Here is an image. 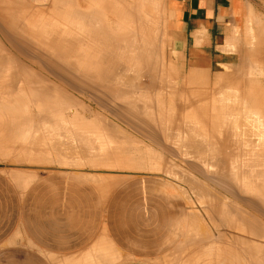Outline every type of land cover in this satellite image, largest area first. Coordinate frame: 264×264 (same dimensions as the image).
I'll list each match as a JSON object with an SVG mask.
<instances>
[{"label":"crops","instance_id":"crops-1","mask_svg":"<svg viewBox=\"0 0 264 264\" xmlns=\"http://www.w3.org/2000/svg\"><path fill=\"white\" fill-rule=\"evenodd\" d=\"M0 16V28L3 29H0V68L11 65L13 72L21 65V68L36 73L34 75L44 83L61 88L62 95H57L64 96L68 93L66 96H72V100L83 106L82 103L90 101L86 103L89 113L91 111V114L111 116L113 132L118 129L117 135L131 139L127 143V139L125 141L121 137V141H125H122L124 145L122 146V142L120 146L117 144L123 149L127 145L124 153L122 148V151L119 149L118 157L122 156L119 159L125 162L128 158L130 165L127 161L120 169L108 172L72 168L75 165L60 163L58 160L60 157L68 159L67 155L53 151L41 162L35 158L31 160V155L21 162L12 161L16 156L11 155L14 154V149L35 135L37 113L27 89L23 90L15 84L0 80V264H259V254L262 252L254 255L247 247L248 253L239 246L243 244L240 240L243 233L238 229L240 226L237 224V227L234 226L235 230H229L224 225L227 222L223 214L217 215L220 219L214 216L215 208L216 213H222L225 207L220 206L223 200L220 205H214L219 202V198L217 197L218 201L214 200L212 191L218 192L215 196L221 197L224 194V202L231 204L232 200L234 206L231 204L230 207L234 209L225 202L228 210H235L232 215L234 213V216L240 217L243 213L242 218L235 220L237 223L243 224L244 221L240 220L243 218L245 224L254 223L255 220L247 219L249 213L250 219L257 217L259 220L256 221L264 225V213L260 211L261 208L264 209V185L259 186L262 190L256 186L258 182L264 184L263 172L260 173L262 168L264 171V0H1ZM141 20L143 23H139ZM6 56L10 59H6ZM36 57H39L38 60ZM248 64L255 67L252 77H247L245 73ZM117 65H120L125 75ZM106 66H109V70ZM98 68L107 69L103 73L108 75L104 76L100 71V74H92ZM112 68L122 75L115 73ZM111 70L114 71L112 75ZM165 70H170V74L164 75ZM74 71L81 74L80 77ZM89 72L90 76L87 75ZM96 87L98 89L95 92ZM218 87H223L225 91L236 87L237 92L234 93H238V97H233V92L227 90L225 95L228 96L229 92V96L232 95L230 99L234 98L232 101L223 95L224 90L221 89L218 97L220 93L223 98L225 96L226 99L221 98L223 102L217 95L213 96ZM101 90L103 93H99ZM87 91L98 93L93 95ZM247 94L253 99L247 98ZM102 96L111 97L114 107L113 109L111 105V112H99V106L93 98ZM117 98L120 100L117 101ZM137 98L142 100L138 101ZM135 99L145 107L152 104L150 106L153 108L150 107V110L148 107V111L154 110L151 118L156 116L155 121L154 118L149 119L151 113L145 112L147 109L139 106ZM122 102L128 104L129 108L122 106ZM213 102L215 110L208 108ZM130 103L136 105L137 109H134L135 106L131 108ZM141 108L145 109L142 111L146 115H142L144 112L141 113ZM139 110L142 121L137 119ZM121 111L124 114L121 115ZM224 113L235 115L233 117L237 115L238 119L240 117L241 122L238 119L235 121L240 123L237 122L236 126L240 125L241 130L237 127L238 131L234 130L239 134L232 131L235 126L231 121L233 117H230L229 122L234 125H228V121H225L226 124L222 122L225 117L228 118ZM134 115L137 121L131 123L133 128L128 120L132 117L135 120ZM246 116L248 123L244 119ZM250 119L258 120V124L262 126L257 125L255 120L249 122L252 121ZM148 120H152L151 125H148L150 122L145 124ZM139 121L138 126L141 128L138 127L137 130L135 123L139 124ZM220 122L222 126H227L225 130L233 127L225 132L221 130L223 127ZM192 132H196V135L193 133V136ZM224 132L230 133L227 134L228 137L236 134L232 138L236 141H229L232 136L225 138ZM259 134L262 135L261 138ZM246 135L247 140H244ZM119 138L116 136V142L120 141ZM134 138H137L139 144ZM223 140L229 142L225 143ZM135 143L138 155L135 154L136 150L132 151ZM223 144L232 145V148ZM211 145L213 148L219 147L212 149ZM31 147H36L35 142H32ZM225 149L230 150L226 153ZM146 150L154 151V154L148 155L150 152L147 153ZM213 153L222 156L216 157ZM115 159L111 165L122 162L117 163L119 159ZM250 161H254V164L248 163ZM213 162L219 163L218 168L217 163ZM84 163L90 162L81 160L77 165ZM246 163L251 167L247 168ZM225 164L231 167V179L227 173L230 168L224 167L227 166ZM243 165H246V169ZM256 167L261 169L254 170L257 172L255 174L253 168ZM213 169L219 172H211ZM96 175L111 180L108 188L95 180ZM28 177L30 182L21 189L17 181ZM216 177L220 181L217 182ZM232 177L236 182L234 187L229 186L234 183ZM193 178L196 185L194 181H190ZM221 178L226 180H223V188ZM228 180L233 182L230 181L229 184ZM200 183L203 186L199 185V188L197 184ZM191 187L196 188L193 189L195 191ZM201 188L203 189L200 190ZM205 190L209 191L207 195L209 193L211 197L205 195ZM194 194L197 195L194 197ZM254 195L259 200L252 198ZM205 196L209 200L211 198L214 204H209L212 200L207 202ZM245 197L255 201L254 205L251 201L252 204H248ZM245 201H248L247 204ZM259 201L263 203L260 204ZM206 213L215 218L212 220L213 224L215 221L219 223L211 225V219L208 221ZM255 225L260 224L254 223L252 227L255 228ZM207 231L209 233L206 234ZM225 231L231 232L230 235ZM260 242L264 243V235L252 237L248 244L253 249ZM251 256H255L254 259ZM262 258L264 259L263 255Z\"/></svg>","mask_w":264,"mask_h":264},{"label":"bare ground","instance_id":"bare-ground-1","mask_svg":"<svg viewBox=\"0 0 264 264\" xmlns=\"http://www.w3.org/2000/svg\"><path fill=\"white\" fill-rule=\"evenodd\" d=\"M0 1H1V0H0ZM77 10H78V9H77ZM80 11H81V10H80ZM81 13H82V12H81ZM90 13H91V12H90ZM77 15H78V14H77ZM1 16H3V15H1ZM1 16H0V17H1ZM5 16H6V15H5ZM7 16H8V15H7ZM3 17H4V16H3ZM80 17H81V16H80ZM80 17H79V18H80ZM92 17H93V16H92ZM1 18H2V17H1ZM85 18H86V17H85ZM85 18H84V19H85ZM93 20H94V19H93ZM1 21H2V20H1ZM90 21H91V20H90ZM95 21H96V20H95ZM146 21H147V20H146ZM140 22H142V20L139 21V23H140ZM43 23H44V22H43ZM48 23H49V22H48ZM89 23H90V22H89ZM95 23H96V22H95ZM129 23H130V22H129ZM142 23H143V22H142ZM152 23H153V22H152ZM15 24H16V23H15ZM84 24H85V23H84ZM91 24H92V23H91ZM137 24H138V23H137ZM144 24H145V23H144ZM132 25L134 26V24H132ZM141 25H142V24H141ZM7 26H8V25H7ZM44 26H45V25H44ZM56 26H57V25H56ZM73 26H74V24H73ZM135 26H136V25H135ZM139 26H140V25H139ZM142 26H143V25H142ZM0 27H1V26H0ZM20 28H21V27H20ZM50 28H51V27H50ZM87 28H88V27H87ZM91 28H92V27H91ZM96 28H97V26H96ZM134 28H135V27H134ZM136 28H137V27H136ZM0 29H1V28H0ZM25 29H27V28H25ZM42 29H43V28H42ZM78 29H79V27H78ZM118 29H119V28H118ZM157 29H158V28H157ZM1 30H3V29H1ZM8 30H10V28H9ZM22 30H23V28H22ZM5 31H6V30H5ZM23 31H26V30H23ZM50 31H51V29H50ZM83 31H84V29H83ZM97 31H98V30H97ZM117 31H118V30H117ZM158 31H160V30L158 29ZM142 32H143V31H142ZM3 33H4V32H3ZM12 33H14V32H12ZM16 33H17V32H16ZM65 33H66V32H65ZM69 33H70V32H69ZM94 33H95V32H94ZM99 33H100V32H99ZM110 33H111V32H110ZM112 33H113V32H112ZM124 33H125V32H124ZM26 34H27V33H26ZM35 34H38V33H35ZM72 34H73V33H72ZM80 34L82 35V33H80ZM95 34H96V33H95ZM115 34H116V33H115ZM129 34H130V33H129ZM162 34H163V33H162ZM2 35H3V34H2ZM14 35H15V34H14ZM63 35H64V34H63ZM75 35H76V34H75ZM88 35H89V34H88ZM90 35H91V33H90ZM99 35H100V34H99ZM122 35H123V34H122ZM143 35H144V34H143ZM22 36H23V35H22ZM55 36H57V35H55ZM55 36H54V39H55ZM66 36H67V35H66ZM76 36H77V35H76ZM102 36H103V35H102ZM2 37H3V36H2ZM4 37H5V36H4ZM10 37H11V36H10ZM19 37H20V36H19ZM96 37H97V36H96ZM98 37H99V36H98ZM126 37H127V36H126ZM5 38H6V37H5ZM84 38H85V36H84ZM93 38H94V37H93ZM150 38H151V37H150ZM162 38H164V37H162ZM23 39H24V38H23ZM50 39H51V38H50ZM85 39H87V38H85ZM137 39H138V38H137ZM20 40H21V39H20ZM25 40H26V39H25ZM27 40H28V39H27ZM99 40H100V39H99ZM107 40H108V39H107ZM118 40H119V39H118ZM128 40H129V39H128ZM163 40H164V39H163ZM9 41H10V40H9ZM58 41H59V40H58ZM66 41H67V40H66ZM28 42H29V41H28ZM46 42H47V41H46ZM55 42H56V40H55ZM99 42H100V41H99ZM103 42H104V41H103ZM136 42L138 43V41H136ZM0 43H1V42H0ZM47 43H48V42H47ZM61 43H62V42H61ZM64 43H65V41H64ZM89 43H90V42H89ZM89 43H88V44H89ZM101 43H102V42H101ZM126 43H127V42H126ZM128 43H129V42H128ZM134 43H135V41H134ZM1 44H2V43H1ZM10 44H11V43H10ZM32 44H33V43H32ZM48 44H49V43H48ZM58 44H59V43H58ZM88 44H87V45H88ZM16 45H17V44H16ZM18 45H19V44H18ZM73 45H74V44H73ZM73 45H72V46H73ZM80 45H81V43H80ZM82 45H83V44H82ZM3 46H4V45H3ZM111 46H112V45H111ZM1 47H2V45H1ZM16 47H17V46H16ZM16 47H15V48H16ZM132 47H133V46H132ZM134 47H135V46H134ZM31 48H32V47H31ZM57 48H58V47H57ZM71 48H72V47H71ZM105 48H106V47H105ZM5 49H6V48H5ZM24 49H25V48H24ZM37 49H38V48H37ZM135 49L137 50V48H135ZM135 49H134V50H135ZM6 50H9V49H6ZM77 50H78V49H77ZM77 50H76V51H77ZM116 50H117V49H116ZM17 51H18V50H17ZM8 53H10V52H8ZM28 53H29V52H28ZM35 53H36V52H35ZM39 53H40V52H39ZM69 53H71V52H69ZM109 53H111V52H109ZM141 53H142V52H141ZM150 53H151V52H150ZM2 54H3V53H2ZM19 54H20V53H19ZM3 55H4V54H3ZM3 55H2V58H3ZM26 55H27V54H26ZM47 55H48V54H47ZM49 55H50V53H49ZM49 55H48V56H49ZM63 55H64V54H63ZM10 56H11V55H10ZM39 56H40V55H39ZM105 56H106V55H105ZM107 56H108V55H107ZM148 56H149V55H148ZM152 56H153V55H152ZM64 57H65V56H64ZM103 57H104V54H103ZM103 57H102V58H103ZM145 57H146V56H145ZM15 58H16V56H15ZM17 58H18V57H17ZM36 58H37V57H36ZM36 58H35V59H36ZM38 58H39V57H38ZM38 58H37V60H38ZM40 58H41V57H40ZM25 59H26V58H25ZM30 59L32 60V58H30ZM48 59H49V58H48ZM55 59H56V58H55ZM136 59H137V58H136ZM142 59H143V58H142ZM4 60H5V59H4ZM49 60H50V59H49ZM146 60H147V59H146ZM151 60H152V59H151ZM159 60H160V59H159ZM40 61H41V60H40ZM51 61H52V60H51ZM53 61L55 62V60H53ZM59 61H60V60H59ZM59 61H58V62H59ZM103 61H104V60H103ZM118 61H119V60H118ZM149 61H150V60H149ZM14 62H15V61H14ZM17 62H18V61H17ZM32 62H33V61H32ZM44 62H45V61H44ZM104 62H105V61H104ZM147 62H148V61H147ZM152 62H154V61L152 60ZM155 62H156V61H155ZM157 62H158V61H157ZM157 62H156V63H157ZM159 62H160V61H159ZM34 63H35V62H34ZM38 63H39V62H38ZM150 63H151V61H150ZM6 64H7V63H6ZM16 64H17V63H16ZM20 64H21V63H20ZM24 64H25V63H24ZM44 64H45V63H44ZM48 64H49V63H48ZM55 64H58V63H55ZM12 65H13V64H12ZM22 65H23V63H22ZM49 65H50V64H49ZM60 65H61V64H60ZM71 65H72V64H71ZM104 65H105V64H104ZM108 65H109V64H108ZM130 65H131V64H130ZM148 65H149V63H148ZM154 65H155V64H154ZM163 65H164V63H163ZM10 66H11V65H10ZM10 66H9V65H6V67L0 68V76H1L0 80H5V81L11 82V83H13V84H15V85H18L20 89H23V88H24L23 85L27 84V85H25L26 87H25L23 90H26V89H27V91H29L30 93H32V95H33V96H32L33 99L39 102V104H40V108H42L43 111L46 113V114H45V113L43 114V118H44V119H43V123L47 125V132H48V136H49L48 138L50 139V141H51L50 144H51L52 146H54L55 148H56V147H59V149H60L61 147H63L64 149H67V151L65 150L66 153H64V152H65L64 150H63V151H64L63 153H64V154H68V156H72V155H69L68 152H70V154H71L72 151H70L69 148H71V149L73 148V149H72L73 151L77 150L76 152L78 153V157H79V156L84 157L83 160L88 159V161H89V160L92 161V163H95L97 166H98V165H104L107 161L110 162V163H112V162H114V161H113L114 158H116L115 160H117V159H119L120 157H122V156L118 157L120 151H122V150H121L122 147H121V148L118 147L117 144L120 146V145H121L120 142L124 141V139L126 138V136H125V137H122V136H123V135H122L121 137L124 138V139L121 141V137H120L119 135L116 134V132H117L118 129H116V132H113V131H114V130H112L113 126L111 125L112 123L110 124V122L107 121V122H105V124H101V125H102V126H101L102 128H99V127H95V125H94L93 122H91V121L86 122L85 120H86L87 117L85 118V117L83 116V117L81 118V115H80V117L75 118L76 122H77V123L79 124V126H80V127H79L80 130H77L76 128H74V129L77 130V131H75V130L72 128V125H71L70 127H71L74 131H72V129L69 128V129H70V132H66V131L68 130L67 127H69L68 125H69V124H73V122H71V123L68 122V121H69V118H68V121H67V115H68V113L70 112V114H73V113H74L75 115H78V114L81 112V110H85V109H82V108H81V110H78L79 113H78V112H75V111H77V109H75V110L73 111V113H71L72 110L70 109V107H71L72 105H75V100H72V99H71L72 96H71V97L66 96L68 93L65 94V93H66L65 91H64V92H65V93H64L65 95L63 94L65 97H64V96H61L62 93H63V92L60 93V90L62 91L61 88L58 89L56 86H53V85H51V84L49 85V84L44 83L42 80H40V79L36 76V75H37L36 73H34V74H36V75H34L31 71H29V70H27V69H24V68H21V65H20V68H18V67H19V66H18V67H17L18 69H17L16 71H13V72H11V68H10ZM37 66H38V65H37ZM43 66H45V65H43ZM46 66H47V65H46ZM53 66H54V65H53ZM58 66H59V65H58ZM65 66H66V65H65ZM112 66H114V67L116 68L115 65H112ZM119 66H120V65H117V67H119ZM122 66H123V65H121V67H122ZM149 66H150V65H149ZM23 67H24V65H23ZM62 67H63V66H62ZM106 67H107V66H106ZM108 67H109V66H108ZM108 67H107V69H108ZM131 67H132V66H131ZM136 67H137V66H136ZM153 67H154V66H153ZM153 67H152V68H153ZM13 68H14V67H13ZM40 68H41V67H40ZM56 68H57V67H56ZM69 68H70V67H69ZM69 68H68V69H69ZM73 68H74V67H73ZM115 68H112L113 70H115V73H119V71L122 73L120 67H119V68H120L119 71H116L117 68H116V69H115ZM119 68H118V69H119ZM125 68H126V66H125ZM43 69H44V68H43ZM57 69H58V68H57ZM61 69H62V68H61ZM81 69H82V68H81ZM146 69H148V68H146ZM153 69H154V68H153ZM165 69H166V68H165ZM41 70H42V69H41ZM48 70L50 71V69H48ZM71 70H72V69H71ZM74 70H76V69H74ZM104 70H105V68H104ZM104 70H103V71H104ZM108 70H109V69H108ZM122 70H123V69H122ZM126 70H127V69H126ZM126 70H125V71H126ZM129 70H130V69H129ZM257 70H258V69H257ZM45 71H46V70H45ZM60 71H61V70H60ZM79 71H80V70H79ZM98 71H99V68H98L97 72H94V73H93L92 71H90V72H92V74H100ZM103 71H101L102 74H104ZM106 71H107V70H106ZM106 71H104V72H106ZM111 71H112V70H111ZM132 71H133V70H132ZM152 71H153V70H152ZM155 71H156V70H155ZM155 71H154V72H155ZM159 71L161 72L160 69H159ZM172 71H174V70H172ZM36 72H37V71H36ZM53 72H54V71H53ZM53 72H52V73H53ZM68 72H69V71H68ZM72 72H73V70H72ZM74 72H75V71H74ZM87 72H88V71H87ZM90 72H89L87 75H89ZM113 72H114V71L111 72V75H112ZM139 72H140V71H139ZM145 72H146V70H145ZM145 72H144V73H145ZM170 72H171L170 70H168V71L165 70V71H164V75L170 74ZM50 73H51V72H50ZM54 73H55V72H54ZM59 73H60V72H59ZM70 73H71V72H70ZM135 73H136V72H135ZM144 73H143V74H144ZM173 73H174V72H173ZM245 73H246V76H247V77H252V75H254V73H255V67H254V66H251V65L248 64V65L245 67ZM72 74H73V73H72ZM75 74H76V76H77V74H79V73L75 72ZM84 74H85V73H84ZM106 74L108 75V73H105L104 76H105ZM119 74H120V73H119ZM122 74H124V72H123ZM122 74H120V75H122ZM125 74H126V73H125ZM125 74H124V75H125ZM129 74H130V73H129ZM56 75H58V74H56ZM73 75H74V74H73ZM80 75H81V74H79V77H80ZM82 75H83V74H82ZM90 75H91V74H90ZM90 75H89V76H90ZM117 75H118V74H117ZM130 75H131V74H130ZM132 75H133V73H132ZM138 75H141V74H138ZM59 76H60V75H59ZM59 76H57V77H59ZM133 76H134V75H133ZM148 76H149V75H148ZM150 76H151V75H150ZM40 77H41V75H40ZM70 77H71V76H70ZM96 77H97V76H96ZM119 77H120V76H119ZM151 77H152V76H151ZM43 78H44V77H43ZM75 78H76V77H75ZM77 78H78V77H77ZM81 78H82V77H81ZM104 78H106V77H104ZM116 78H117V77H116ZM121 78H122V76H121ZM62 79H63V76H62ZM72 79H73V78H72ZM127 79H128V78H127ZM78 80H79V79H78ZM164 80H165V79H164ZM167 80H168V79H167ZM117 81H118V80H117ZM152 81H154V79H153ZM83 82H84V81H83ZM91 82H92V81H91ZM93 82H94V81H93ZM155 82H156V81H155ZM89 83H90V82H89ZM95 83H96V82H95ZM111 83H112V82H111ZM123 83H124V82H123ZM166 83H167V82H166ZM166 83H164V87H165V84H166ZM83 84H84V83H83ZM159 84H161V83H159ZM159 84H158V85H159ZM70 85H72V84H70ZM90 85H91V83H90ZM115 85H116V84H115ZM123 85H124V84H123ZM167 85H168V83H167ZM80 86H81V85H80ZM96 86H98V84H97ZM76 87H77V86H76ZM76 87H75V88H76ZM83 87H84V86H83ZM87 87H88V86H87ZM91 87H92V86H91ZM107 87H108V86H107ZM223 87H225V86H223ZM223 87H221L222 90L220 89V87L216 88L213 96H216V95H217V97H218V93L220 92V90H221V91L224 90V91H223V92H224L223 95L226 94V91H227V90H228V91L231 90V91L233 92V94H232L233 97H235L234 95H236V97H238V95H237L238 93L235 94V93L237 92L236 89H235L236 87H235V88L232 87V88H234L233 90L227 88L226 91H225V89H223ZM79 88H80V87H79ZM140 88H141V87H140ZM162 88H163V87H162ZM166 88H167V86H166ZM166 88H165V89H166ZM81 89H82V88H81ZM81 89H80V91H81ZM90 89H91V88H90ZM92 89H95V88H92ZM97 89H98V88L96 87L95 92H96ZM107 89L109 90V88H107ZM123 89H124V88H123ZM132 89H133V88H132ZM105 90H106V87H105ZM129 90H130V89H129ZM82 91L85 92V90H83V89H82ZM93 91H94V90H93ZM101 91H102V90H101ZM231 91H230V92H231ZM89 92H90V91H87V93H89ZM234 92H235V93H234ZM57 93H60V94H61V95L59 94L60 97H59V95H57ZM82 93H83V92H82ZM90 93L93 94V95H97L98 92L95 93V94H94L93 92H90ZM90 93H89V94H90ZM99 93H103V91H102V92H99ZM142 94H143V93H142ZM111 95H112V94H111ZM132 95H133V94H132ZM150 95H151V94H150ZM223 95H221V93H220V96L218 97V99H219V98H220V99L223 98V97H222ZM229 95H230V94H229V92H228V96H227V95H225V96L228 97V99H230V97H231L232 95H231V96H229ZM248 95H249V94L246 95L247 98H249V97L251 96V95H250V96H248ZM100 96H101V95H100ZM145 96H146V95H145ZM225 96H224V98L226 99ZM102 97H103V96H102ZM130 97H131V96H130ZM147 97H148V96H147ZM147 97H146V98H147ZM109 98L111 99L110 96L107 97V99H109ZM113 98H115V97H113ZM119 98H120V97H119ZM122 98H123V97H122ZM134 98H135V97H134ZM224 98H223V99H224ZM250 98H252V97H250ZM74 99H75V98H74ZM93 99H94L93 101H94V102L96 101L97 105H99L100 108H101V105H103L102 103H104V101H105L104 98H102V101H103V102H101V100L99 101V99H101V97H100V98H99V97H98V98H93ZM107 99H106V101H107ZM137 99H138V98H137ZM137 99H135V102H136V103H138V101L140 100V99H138V101H137ZM220 99H219V100H220ZM228 99H227V100H228ZM232 99H234V98H232ZM232 99H230V100H232ZM252 99H253V98H252ZM252 99H248V100L250 101V100H252ZM116 100L118 101V100H120V99L117 98ZM125 100H126V98H125ZM125 100L123 99V101L127 103L128 100H127V101H125ZM141 100H142V99H141ZM141 100H140V101H141ZM149 100H150V99H149ZM152 100H153V99H152ZM230 100H228V101L231 102ZM106 101H105V103H107ZM109 101H110V100H109ZM117 101H116V102H117ZM121 101H122V100H121ZM121 101H120V102H121ZM221 101L224 102V100H222V99H221ZM232 101H233V100H232ZM235 101H236V100H235ZM99 102H101V103H99ZM120 102H119V103H120ZM131 102L134 103V101H131ZM143 102H144V101H143ZM108 103H109V102H108ZM108 103H107V105H109V104L112 105V102L109 103V104H108ZM119 103H117L116 105L118 106ZM122 103H123V102H122ZM126 103H123L122 106L125 105L127 108H129L128 104L126 105ZM128 103H129V102H128ZM140 103H141V102H140ZM140 103H138V105H139V106L142 105L141 107L144 108L145 106H143V103H142V104H140ZM130 104H131V105H130ZM130 104H129L130 107H131V106H135L134 109H137V108H136V105H134V104H132V103H130ZM144 104H146V103L144 102ZM147 104H148V102H147ZM79 105H80V104H79ZM79 105H77V106H79ZM104 105L106 106V104H104ZM111 105L109 106V107H110V110H111ZM148 105H149V104H148ZM150 105H152V104L150 103ZM150 105H149V106L146 105V107H145V108L147 109L146 111H145V109H143V108H141V111H142V109H143L145 112H147V113H151V114H150V117H149V115H148V117H149V119H153V118H154L153 120L155 121V120H156V118H155L156 116H155V117L152 116V118H151V115H152V113H153L154 110H153L152 112H151V111H150V112L148 111V109H149L150 107H152V106H150ZM82 106H83V105H82ZM112 106H113V105H112ZM122 106H121V107H122ZM153 106H154V105H153ZM209 106H210V107H208V108H209V109H212V110H215V108H216L215 105H214V102H213L212 105H209ZM79 107H80V106H79ZM79 107H78V109H79ZM107 107H108V106H107ZM109 107H108V108H109ZM119 107H120V105H119ZM137 107H138V106H137ZM148 107H149V108H148ZM225 107H226V106H225ZM75 108H76V107H75ZM102 108H103V106H102ZM108 108H107V110H109ZM131 108H132V107H131ZM131 108H130V109H131ZM152 108H153V107H152ZM152 108H150V110H151ZM104 109H105V108H104ZM113 109H114V107H113ZM120 109H121V108H120ZM138 109H139V108H138ZM159 109H160V108H159ZM69 110H71V111H69ZM110 110H109V111H110ZM124 110H125V109H124ZM124 110H122V111H124ZM88 111H89V110H87V112H86V113H88V115L90 116V117H88V118H91L92 115H94V114H91V111H90V113H89ZM119 111H120V110H119ZM122 111H121V115L124 114V113H122ZM130 111H131V110H130ZM144 111H142L141 113H143ZM82 112H83V111H82ZM84 112H85V111H84ZM137 112H138V110H137ZM137 112L135 111V113H137ZM145 112H144L142 115H144V114L146 115ZM210 112H211V110H209V113H210ZM86 113H85V114H86ZM113 113H114V112H113ZM135 113H133V114H135ZM141 113H140V110H139V116H138V114H137V116H138L137 119H138V120H139V118H140V119L142 118V116L140 117ZM154 113H155V112H154ZM170 113H171V112H170ZM114 114H115V113H114ZM224 114H225V113H224ZM115 115H116V114H115ZM128 115H129V114H128ZM128 115H127V118H128ZM153 115H154V114H153ZM225 115H227V113H226ZM225 115H224V116H225ZM118 116H119V115H118ZM118 116H117V117H118ZM130 116H131V115H130ZM233 116H235V115H233ZM233 116H232L231 114H230V115L228 114L227 117L229 118V120H227L228 118L226 119V117H225L226 120L224 119L222 122H223L224 124H226L225 121H228V125H229V124L231 123V122H229V121L231 120V118H232ZM254 116H255V115H254ZM256 116H257V115H256ZM119 117H120V116H119ZM135 117H136V115H134V118H135ZM148 117H147V116H146V117L144 116V118H147V119H148ZM230 117H231V118H230ZM247 117H248V116H246L244 119L246 120ZM257 117H259V116H257ZM257 117H256V118H257ZM72 118L74 119V116H73ZM83 118H84V119H83ZM93 118H95V117L93 116ZM97 118H98V117H97ZM124 118H125V116H124ZM249 118H250V117H249ZM259 118H260V117H259ZM259 118H258V120H259ZM70 119H71V117H70ZM129 119H130V117H129ZM131 119H132V120H131ZM131 119L128 120V121L130 122V123L128 122V124L132 126L131 123L134 124V121L136 122L137 120H136V118H135V120H133V117H132ZM142 119H143V118H142ZM142 119H141L140 121H142ZM233 119H234V120H233ZM235 119H238V118H237V115H236V117H233L232 120H231V121H233L234 124H235L234 127L231 126V128L233 127V128H232V131H234V130H236V131L239 130V131H240V130H241V129H239V126H240V125H239V124H240L239 122H241L240 117H239V119H238V121L240 120L239 122H238L237 120L235 121ZM96 120H97V119H96ZM98 120H99V118H98ZM98 120H97V121H98ZM103 120L105 121L104 118H101L100 122L102 121L101 123H103ZM118 120H119V119H118ZM120 120H121V118H120ZM124 120H125V119H124ZM164 120H165V119H164ZM245 120H242V121H245ZM248 120H249V119H248ZM250 120H252V121H249V122H251V123L255 120L254 122H256V124L259 125L258 122H257L258 120H256V119H250ZM261 120H262V118L260 119V122H261ZM131 121H133V122H131ZM140 121H139V124H138V123H135V127L137 128V130H138L139 128H141V127H139V126H140ZM143 121H145V120H143ZM126 122H127V121H126ZM145 122H146V121H145ZM148 122H150V123L148 124ZM222 122H220V125H221ZM235 122H236V123H235ZM237 122L239 123V124H238L239 126H236ZM246 122L248 123L247 120H246ZM260 122H259V123H260ZM106 123H109V124L106 125ZM143 123H144V122H143ZM143 123L141 122V124H143ZM151 123H152V120H151V121L148 120L147 123H145V124L151 125ZM244 123H245V122H244ZM261 123H262V122H261ZM115 124H116V123H115ZM128 124H126V125H128ZM234 124L231 123V125H234ZM254 124H255V123H254ZM136 125H137V126H136ZM138 125H139V126H138ZM260 125L262 126V124H260ZM260 125H259V126H260ZM111 126H112V128H111ZM145 126H146V125H145ZM156 126H157V125H156ZM132 127L134 128V125H133ZM138 127H139V128H138ZM221 127H223L221 130H223V131L226 132L227 128H226V130H225V127H227V126L224 127V125H223V126L221 125ZM235 127H237L238 130H237ZM62 128H63V129L66 128V129H67V130L65 131L64 134H63V131H64V130H62V132H60V130H59V129H62ZM114 128H115V127H114ZM136 128H135V129H136ZM142 128H144V127H142ZM153 128H155V127H153ZM231 128L229 127L228 130H229V129L231 130ZM234 128H235V129H234ZM240 128H241V127H240ZM244 129H245V127H244ZM146 130H147V129H146ZM167 130H169V129H167ZM228 130H227V131H228ZM118 131H119V130H118ZM134 131H135V130H134ZM160 131H162V130H160ZM171 131H172V130H171ZM232 131H229V132L232 133ZM236 131H234V133H235ZM245 131H246V130H244V132H245ZM146 132H147V131H146ZM153 132H154V131H153ZM157 132H158V131H157ZM225 132H224V135H226L225 138H227V137H228L227 134H228L229 132L226 133V134H225ZM250 132H251V131H250ZM114 133H115V134H114ZM117 133L119 134V132H117ZM142 133H144V132H142ZM170 133H171V132H170ZM190 133H191V132H190ZM193 133H194V132H192V134H193ZM195 133H196V132H195ZM195 133H194V134H195ZM230 133H229V134H230ZM236 133L239 134V132H236ZM248 133H249V132H248ZM62 134H63V135H62ZM113 134H114L115 137L113 136ZM161 134H162V132L160 133V136H162ZM194 134H193V136L196 135V134H195V135H194ZM229 134H228V135H229ZM232 134H233V133H232ZM165 135H166V134H165ZM172 135H173V134H172ZM172 135H171V136H172ZM177 135H178V134H177ZM186 135H187V133H186ZM188 135H189V134H188ZM222 135H223V134H222ZM235 135H236V134H235ZM235 135H230V136H232V137H231V139H230L229 141H233L234 139H232V138H234ZM243 135H244V134H243ZM116 136H117V138L120 137V138H119L120 141H118L119 143L116 142V141H117ZM132 136H133V135H132ZM157 136H159V135H157ZM157 136H156V137H157ZM193 136H191V137H193ZM230 136H229V137H230ZM250 136H251V135H250ZM259 136H260V138L262 137V135H260V134H259ZM259 136H258V138H259ZM133 137H134V136H133ZM189 137H190V135H189ZM189 137H188V138H189ZM229 137H228V138H229ZM244 137H245L244 140H247V139H246L247 135L244 136ZM248 137H249V136H248ZM252 137H253V135H252ZM252 137H251V138H252ZM254 137H255V136H254ZM256 137H257V136H256ZM114 138H115L116 140H115ZM167 138H168V137H167ZM237 138H238V137H237ZM237 138H236V139H237ZM119 139H118V140H119ZM126 139H127V138H126ZM126 139H125V141H126ZM136 139H137V138H136ZM169 139H170V138H169ZM171 139H172V137H171ZM171 139H170V140H171ZM190 139H191V138H190ZM193 139H194V137H193ZM203 139H204V138H203ZM222 139H223V138H222ZM238 139H239V138H238ZM242 139H243V137H242ZM248 139H249V138H248ZM128 140H129V139H127V143H129ZM130 140H131V139H130ZM148 140H149V139H148ZM163 140H164V139H163ZM191 140H192V139H191ZM252 140H254V138H253ZM257 140H258V139H257ZM261 140H262V139H261ZM125 141H124V142H125ZM150 141H151V140H150ZM160 141H162V140H160ZM204 141H205V139H204ZM204 141H203V142H204ZM225 141H226V140H225ZM225 141L223 140V142H225ZM229 141H228V142H229ZM235 141H236V140H234V142H235ZM241 141H242V140H241ZM255 141H256V139H255ZM124 142H122V146L124 145V144H123ZM170 142H173V141H170ZM194 142H195V141H194ZM203 142H202V143H203ZM205 142H206V141H205ZM228 142L226 141L225 143H228ZM234 142H233V143H234ZM242 142H243V141H242ZM252 142H253V141H252ZM258 142H259V141H258ZM164 143H165V142H164ZM164 143H163V144H164ZM188 143H189V142H188ZM196 143H197V142H196ZM200 143H201V141H200ZM225 143H224V144H225ZM237 143H238V142H237ZM142 144H143V143H142ZM175 144H176V143H175ZM208 144H210V143H208ZM208 144H207V145H208ZM224 144H223V145H224ZM230 144H231V142H230ZM254 144H255V143H254ZM60 145H61V147H60ZM62 145H63V146H62ZM144 145H145V144H144ZM177 145H178V144H177ZM177 145H176V146H177ZM181 145H182V144H181ZM203 145H206V144H203ZM227 145H229V144H227ZM227 145H224V146L226 147ZM249 145H251V144H249ZM146 146H147V145H146ZM211 146H212V145H211ZM211 146H209V148H210ZM231 146H232V145H231ZM231 146L229 145L230 148H232ZM235 146H236V145H235ZM54 147H53V149H54ZM75 147H77V148L75 149ZM125 147H127V145H125ZM125 147H124V149L122 148V149L124 150V151H122L123 153H124L125 150H126ZM196 147H197V146H196ZM198 147H199V146H198ZM200 147H201V146H200ZM216 147H219V146H215L214 148H213V146H212L211 148H212V149H215ZM246 147H247V146H246ZM250 147H251V146H250ZM63 148H61L60 151H61ZM130 148H131V146H130ZM146 148H147V147H146ZM227 148H228V147H227ZM119 149H120V151H119ZM127 149L129 150V148H127ZM218 149H219V148H218ZM51 150H52V149H51ZM54 150L57 151V148L54 149ZM133 150L135 151L136 149H132V151H133ZM194 150H195V149H194ZM200 150H201V149H200ZM223 150H224V147H223ZM229 150H230V149H229ZM229 150H227V151L229 152ZM236 150H237V149H236ZM60 151L58 150V152H60ZM129 151H130V150H129ZM129 151H126V152H129ZM132 151H131V152H132ZM151 151H152V150H151ZM205 151H206V150H205ZM212 151H213V150H212ZM216 151H217V150H216ZM218 151H220V153H221V150H218ZM225 151H226V149H225ZM225 151H223V153H225ZM227 151H226V153H227ZM231 151H232V149H231ZM231 151H230V152H231ZM233 151H234V150H233ZM237 151H238V150H237ZM76 152H74V153H76ZM122 152H121V153H122ZM146 152H147V150H146ZM148 152H150V151L148 150ZM148 152H147V153H148ZM153 152H154V151H153ZM153 152L148 153V155L151 154V153H153ZM188 152H189V151H188ZM210 152H211V151H210ZM214 152H215V151H214ZM74 153L72 152V154H74ZM79 153H80V154H79ZM123 153H122V154H123ZM129 153H130V152H129ZM129 153H128V154H129ZM136 153H137V150H136ZM136 153H135V154H136ZM189 153H190V152H189ZM193 153H195V152H193ZM193 153H192V154H193ZM196 153H197V152H196ZM232 153H233V152H232ZM232 153H231V154H232ZM236 153H237V152H236ZM236 153H235V156H236ZM60 154H61V153H60ZM122 154H120V155H122ZM153 154H154V153H153ZM184 154H185V153H184ZM198 154H199V152H198ZM213 154H214V153H213ZM229 154H230V153H229ZM74 155H77V154H74ZM74 155H73V156H74ZM137 155H138V153H137ZM151 155H152V154H151ZM187 155H188V154H187ZM201 155H202V154H201ZM208 155H209V154H207V156H208ZM210 155H211V154H210ZM214 155H215V156H216V155L219 156L218 153H216V154H214ZM68 156H67V157H68ZM125 156H126V155H125ZM199 156H200V155H199ZM220 156H222V155H220ZM220 156H219V157H220ZM233 156H234V155H233ZM249 156H250V155H249ZM65 157H66V156H65ZM76 157H77V156H76ZM76 157H75V158H76ZM78 157H77L76 159L71 158V157H68V159L70 158V159H72V161L69 162L68 159H67V161H68L69 163H67V162H66V163H67V164H70V163L72 164V162L75 163V161H73V159H74V160H77ZM81 157H80L78 160L81 161V159H82ZM111 157H112V158H111ZM123 157H124V156H123ZM185 157H186V156H185ZM209 157H210V156H209ZM216 157H217V156H216ZM216 157H215V158L212 157V158H214V160H215V159H217ZM206 158H207V157H206ZM56 159H57V158H56ZM59 159L61 160V157H60ZM59 159H58V160H59ZM65 159H66V158H65ZM111 159H112V161H111ZM120 159H121V158H120ZM120 159L117 160L116 162H117V163H120L121 161H122V162L124 161V160H120ZM123 159H125V158H123ZM199 159H200V158H199ZM210 159H211V158H210ZM219 159H220V158H219ZM58 160H57V161H58ZM61 161H63V160H61ZM80 161H78V162H80ZM118 161H119V162H118ZM127 161H129L128 158L126 159V162H127ZM196 161H197V160H196ZM200 161H202V160H200ZM248 161H249V160H248ZM64 162H65V161H64ZM86 162H87V161H86ZM122 162L120 163L121 165H120V164H116V163H114V166L112 167V169L115 167V164H116V165H119V166H117L118 169H120L121 167H123L124 165H126V162H125V161H124L123 163H122ZM210 162H211V161H210ZM210 162L208 161V163H210ZM214 162H215V161H214ZM214 162H213V163H214ZM244 162H247V160L244 161ZM90 163H91V162H90ZM124 163H125V164H124ZM216 163H217V162H216ZM216 163H214V164H216ZM220 163H221V162H220ZM223 163H224V161H223ZM226 163H227V162H226ZM236 163H237V162H236ZM248 163H253V164H254V161H253V162L250 161V162H248ZM195 164H197V163H195ZM195 164H194V165H195ZM201 164H203V163H201ZM227 164H228V163H227ZM227 164H225V165H227ZM237 164H238V163H237ZM240 164H241V163H240ZM255 164H256V162H255ZM258 164H259V163H258ZM261 164H262V163H261ZM112 165H113V164H112ZM122 165H123V166H122ZM129 165H130V161H129ZM170 165H171V164H170ZM212 165H213V164H212ZM216 165H217L216 168H218L219 163H217ZM220 165H222V164H220ZM246 165H247V163H246ZM246 165H243V166L245 167V169H246ZM251 165H252V164H251ZM259 165H260V164H259ZM259 165H257V166H259ZM120 166H121V167H120ZM171 166H172V165H171ZM171 166H170V167H171ZM191 166H192V164H191ZM198 166H199V165H198ZM202 166H203V165H202ZM223 166H224V165H223ZM228 166H229V165L224 166V167H226L227 169L230 168V169H228V170H227L226 168H225V169L228 171L227 173H228V175H229V177H230V179H231V175H232V172L230 171V170H231V167H228ZM249 166H250V164L247 165V168H248ZM130 167H131V166H130ZM133 167H134V166H133ZM133 167H132V168H133ZM165 167H166V165H165ZM165 167H164V169H165ZM167 167H168V166H167ZM196 167H197V166H196ZM203 167H204V166H203ZM205 167H206V166H205ZM211 167H212V166H211ZM238 167H239V166H238ZM241 167H242V165H241ZM250 167H251V166H250ZM250 167H249V168H250ZM262 167H263V165H262ZM134 168H135V167H134ZM148 168H149V167H148ZM150 168H152V167L150 166ZM154 168H155V167H154ZM168 168H169V167H168ZM168 168H167V170H168ZM198 168H199V167H198ZM214 168H215V167H214ZM242 168H243V167H242ZM130 169H131V168H130ZM194 169H195V167H194ZM202 169H203V168H202ZM208 169H209V168H208ZM219 169H220V168H219ZM258 169H259V171H260L261 167H260V168H257V167H256V169L253 168V171H254V170H258ZM262 169H263V168H262ZM262 169H261V172H260V173L263 172V175H262V174H261V175H262V177L264 178V171H262ZM169 170H170V169H169ZM195 170H196V169H195ZM200 170H201V168H200ZM210 170H211V169H210ZM214 170H215V169H213V171H211V172H214ZM164 171H165V170H164ZM204 171H205V169H204ZM206 171H207V170H206ZM215 171H216V170H215ZM220 171H221V170H220ZM198 172H199V170H198ZM201 172H203V171H201ZM216 172L218 173L219 170H217ZM229 172H231V173L229 174ZM254 172H255V174L257 173L256 171H254ZM208 173H209V171H208ZM208 173H207V174H208ZM217 173H216V175H218ZM220 173L224 174L222 171H221ZM260 173H258L257 175H260ZM202 174H203V173H202ZM202 174H201V175H202ZM204 174H206V173L204 172ZM222 174H221V175H222ZM211 175H213V174H211ZM216 175H215V176H216ZM206 176H207V175H206ZM213 176H214V175H213ZM226 176H227V175H226ZM218 177H220V175H219ZM262 177H260V178H262ZM208 178H209V177H208ZM216 178H217V177H216ZM224 178L226 179V177H224ZM197 179H198V178H197ZM214 179H215V178H214ZM225 179H222V178H221V180H222V184H221V182L219 183V184L223 185L222 188L224 187V181L226 182V180H227V179H226V180H225ZM212 180H213V179H212ZM216 180H217V182H218V180L220 181V178H217ZM223 180H224V181H223ZM232 180H234L233 177H232ZM232 180H228L227 182H229V184H230L231 182H233ZM190 181H194V178H193V180H190ZM190 181H188V182H190ZM196 181H198V180H196ZM209 181H210V180H209ZM230 181H231V182H230ZM200 182H201V181H200ZM217 182H215V183H217ZM194 183H195V185H196V182H195V181H194ZM194 183H193V184H194ZM202 183H203V181H202ZM213 183H214V182H213ZM235 183H236V182H235V180H234V183L231 184V185H229V186L234 187V184H235ZM193 184H192V187H193ZM203 184H204V186H206L205 183H203ZM219 184H217V185H219ZM225 184H226V183H225ZM258 184H259V182L256 183V186H257V187H259V186H261V185H264V184H262V183L259 184V185H258ZM197 185L199 186V185H201V183H200V184H197ZM215 185H216V184H215ZM239 185H240V184H239ZM202 186H203V185H201V187H202ZM219 186H220V185H219ZM219 186H218V187H219ZM192 187H191V188H192ZM195 187H196V186H195ZM232 187H230V188H232ZM236 187H237V186H236ZM240 187H241V186H240ZM262 187H264V186H262ZM199 188H200V186H199ZM204 188L206 189V187H204ZM207 188H208V187H207ZM210 188H211V187H210ZM226 188H227V187H226ZM259 188L262 190L261 187H259ZM193 189H196V188H192V190H193ZM202 189H203V188H201L200 190H202ZM208 189H209V188H208ZM212 189H213V188H212ZM224 189H225V188H224ZM224 189H223V190H224ZM233 189H234V188H233ZM263 189H264V188H263ZM198 190H199V189H198ZM210 190H211V189H210ZM227 190H228V189H227ZM231 190H232V189H231ZM236 190H237V188H236ZM193 191H195V190H193ZM225 191H226V189H225ZM228 191H229V190H228ZM234 191H235V190H233V192H234ZM202 192H203V191H202ZM205 192H206V193H205ZM205 192H204V193H205L206 196H209V195H210V197H211V194L208 193V195H207V192H209V191H206V190H205ZM212 192H213L212 198L215 197L214 200H215V199H216V201L219 200V202H217L216 204H214V202H213V200H212L211 198H210V200H212V201L209 200V197H206V196H205V198H207V202L210 201L209 204L212 203V205H213V204H214V205H217L218 203H219V205H220V204L223 202L224 204L222 203V205H220V206H221V208H224V207L226 208L227 205L229 204V202L225 201V202L228 203V204L226 203L227 205H225L224 200H226V199H225L226 197L224 196V199H222V196H223L224 194H223V195L221 194V197H219V195H218V196H217V195L215 196V193H216V192H215V193H214V191H212ZM212 192L210 191V193H212ZM231 192H232V191H230V193H231ZM263 192H264V191H263ZM191 193H192V192H191ZM204 193H203V194H204ZM217 193H218V192H217ZM217 193H216V194H217ZM227 193H228V192H227ZM259 193H262V191H259ZM197 194H198V192H197ZM197 194H196V195H197ZM199 194L201 195V192H200ZM219 194H220V192H219ZM238 194H239V193H238ZM241 194H242V193H241ZM263 194H264V193H262V195H263ZM196 195L194 194V197H195ZM231 195H232V194H231ZM213 196H214V197H213ZM234 196H235V195H234ZM243 196H244V195H243ZM198 197H199V196H198ZM198 197H197V199H198ZM201 197H203V195H201ZM217 197H218L219 199H218ZM255 197H257V196L254 195V197H252V198H254L255 200H256V199L259 200V198H255ZM220 198H221V200H220ZM228 198H229V197H227V200H228ZM233 198H235V197H233ZM217 199H218V200H217ZM245 199H246V197H245ZM245 199H244V200H245ZM260 199H261V198H260ZM195 200H196V199H195ZM205 200H206V199H205ZM222 200H223V201H222ZM237 200H239V199H237ZM244 200H243V201H244ZM246 200L249 201L248 204H252V203H253L252 205H254V202H255V201H251V199H250V200H249V199H246ZM252 200H253V199H252ZM261 200H262V199H261ZM216 201H215V202H216ZM220 201H222V202L220 203ZM228 201H229V200H228ZM231 201H232V200H231ZM231 201H230V203L232 204ZM241 201H242V200H241ZM248 201H247V202H248ZM250 201H251L252 203H250ZM256 201H257V200H256ZM263 201H264V200H263ZM263 201H262V202L259 201L260 204H262ZM245 202H246V201H245ZM245 202H244V203H245ZM247 202H246V204H247ZM257 203H258V202H257ZM205 204H206V203H205ZM231 204H229V207H230ZM234 204H235V203H234ZM198 205H199V204H198ZM203 205H204V204H203ZM203 205H202V206H203ZM232 205H233V204H232ZM263 205H264V204H263ZM263 205H262V206H263ZM207 206H208V205H207ZM222 206H224V207H222ZM233 206H234V205H233ZM235 206H236V205H235ZM249 206H250V205H249ZM260 206H261V205H260ZM260 206H259V207H260ZM208 207H209V206H208ZM212 207H214V206H212ZM215 207H216V206H215ZM215 207H214V208H215ZM231 207H232V206H231ZM231 207H230V208H231ZM263 207H264V206H263ZM205 208H206V206H205ZM214 208H213V209H214ZM221 208H220V209H221ZM225 208L223 209V211L225 210L224 213H223V211H222V213H221L220 211H219L218 213H216V212H215V211H216V208H215V209H214V216L216 215V217H217V215H220V216H221V214H223L222 216L224 217L225 221L227 222V223L224 224V225H226V226L228 227L229 230H235V229H234V226H236V225L238 224V226H240V228H238V229H239L240 231L242 230L241 233H243V234H242V237H241L242 239H240V240H242V243H243V244H242V245H239V244H238V245H239V246H242V247H243L242 249H244L245 251H247V253H248V250H249V252L251 251L250 253L254 252V255H255L256 252H257V253H259V251L262 252V253L259 254V264H264V261H263L264 259L262 258V255L264 256V243H262L263 241L260 242L259 245L256 244L257 246L254 245V246H253V249H251L250 246H249L250 244H248V243H250V241H252V237H253V238H255V237H259V236L262 237V236L264 235V225H263V223L261 224L260 221H256L257 219L259 220V218H257V217L255 216V217H256V219H255L254 216L252 215V213H251V215H252L253 217H252V219H250V214L248 213L247 215H249V216H248L249 218H247V219H249V221H250V220H251V221H252V220H255L254 223L256 224V223L258 222L260 225H255V228H253L252 225H253L254 223H253V222H250L249 225H248V224H245L246 221L243 220L244 218H243V219H240V220L244 221V223H243V224H239V223H237V221H235V220H236V219H239V218H242V216H244L243 213L241 212L242 215H241V213H239V214L241 215L240 217H238L237 215H235V216H236V217H235V216H234V213H233V215H232V212H234L235 210H232V212H231V209L228 210V207H227V209H225ZM232 208H233V207H232ZM254 208L256 209L257 207L254 206ZM213 209H212V210H213ZM233 209H234V208H233ZM235 209H236V208H235ZM240 209H241V208H240ZM252 209H253V208H252ZM255 209H254V210H255ZM259 209H260V208H259ZM212 210H211V211H212ZM226 210H227V211H226ZM238 210H239V208H237V211H238ZM242 210H243V209H242ZM217 211H218V208H217ZM228 211H229V212H228ZM257 211H259V210H257ZM260 211H263V213H264V209H263V208H261ZM230 212H231V213H230ZM255 212H256V211H255ZM194 213H195V212H194ZM194 213H193V214H194ZM212 213H213V212H212ZM215 213H216V214H215ZM219 213H220V214H219ZM245 213H246V211H245ZM245 213H244V214H245ZM199 214H200V213H199ZM206 214H207V213H206ZM206 214H205V216H206ZM236 214H237V213H236ZM253 214H254V212H253ZM258 214H259V213H258ZM195 215H196V214H195ZM207 215L209 216V217H207V218H208V221H210V219H211V221H210L211 223H210V224L215 226V222H216V221L214 222V224H213V222H212V220H214L215 218H214V219H213V217L211 218V217H210L211 214H209V213H208ZM245 215H246V214H245ZM260 215H261V214H260ZM260 215H259V216H260ZM262 215H263V214H262ZM200 216H201V215H200ZM257 216H258V215H257ZM245 217H247V216H245ZM261 217H262V216H261ZM263 217H264V216H263ZM195 219H196V218H195ZM198 219H200V218H197V220H198ZM201 219H202V218H201ZM216 219H220V217L218 216ZM222 219H223V218H221V221H222ZM247 219H246V220H247ZM193 221H194V220H193ZM202 221H203V220H202ZM221 221H220V224H219V225H221ZM223 221H224V220H223ZM225 221H224V222H225ZM217 222H218V221H217ZM217 222H216V223H217ZM261 222H262V220H261ZM196 223H197V222H195V224H196ZM200 223H201V221H200ZM202 223H204V222H202ZM205 223H206V222H205ZM218 223H219V222H218ZM222 223H223V222H222ZM251 223H252V225H250ZM193 225H194V223H193ZM196 225H197V224H196ZM196 225H194V226H196ZM198 225H200L199 222H198ZM206 225H207V224H206ZM206 225H204V226H206ZM216 225H217V224H216ZM219 225H217V226H219ZM241 225H244V227L241 226ZM217 226H216V228H217ZM247 226H249V228H248ZM257 226H258V227H257ZM259 226H260V229H259ZM196 227H198V226H196ZM202 227H203V226H202ZM222 227H223V226H222ZM227 227H225V228H227ZM236 227H237V226H236ZM241 227H242V228H241ZM206 228H209V227H206ZM250 228H251V229H250ZM199 229H200V228H199ZM236 229H237V228H236ZM238 229H237V230H238ZM258 229H259V230H258ZM206 230H207V229H204V231H206ZM209 230H210V229H208V231H209ZM218 230H219V229H218ZM220 230H221V229H220ZM197 231H198V230H197ZM199 231H201V230H199ZM208 231L205 232V233L207 234V233L211 232V231H209V232H208ZM222 232H223V231H222ZM225 232L228 233L229 235H230V233H231V232H228V231H225ZM237 232H239V231H237ZM248 232H250V234H247ZM197 233H198V232H197ZM220 233H221V232H220ZM233 234H235V233L233 232ZM246 234H247V235H246ZM209 235H210V234H209ZM211 235H212V234H211ZM221 235H222V234H221ZM224 235H225V234H224ZM224 235H223V236H224ZM235 235H236V234H235ZM235 235H234V237H235ZM248 235H249L250 237H249ZM256 235H257V236H256ZM237 236H239V235H237ZM251 236H252V237H251ZM238 238H240V237H238ZM229 239H230V238H229ZM206 240H207V239H206ZM206 240H205V241H206ZM233 240H234V239H233ZM231 241H232V240H231ZM233 242H235V240H234ZM238 242H239V239H238ZM235 243H236V242H235ZM248 246H249V247H248ZM246 247L248 248V250L246 249ZM247 255H248V254H247ZM251 255H252V254H251ZM254 257H255V256H254ZM254 257L251 256V258H253V259H254ZM251 258H250V259H251ZM253 259H252V260H253ZM262 259H263V260H262Z\"/></svg>","mask_w":264,"mask_h":264},{"label":"rangeland","instance_id":"rangeland-1","mask_svg":"<svg viewBox=\"0 0 264 264\" xmlns=\"http://www.w3.org/2000/svg\"><path fill=\"white\" fill-rule=\"evenodd\" d=\"M4 56V55H3ZM6 59H10L9 57H7L6 56ZM85 70H87V69H85ZM95 71H96V69H94ZM98 70V69H97ZM104 69H99V71L101 72V71H103ZM107 69H105L104 71H106ZM3 81H5V80H3ZM6 82H8V81H6ZM9 83H11V82H9ZM11 84H13V83H11ZM25 85H27V84H25ZM25 85H23V87L25 88L26 86ZM18 88H19V86L18 85H16ZM23 88V89H24ZM29 96H31V99H30V101L33 103V106L35 107V109H36V113H37V115H36V131H35V135L34 136H32V137H30V139H28V142L27 141H23V142H21L20 144H19V146H18V148L17 149H14V154H11V155H16L15 156V158L14 159H12V161H23V160H25V159H27V157L29 156V155H31V160L33 159V158H35V160L36 161H39V162H41V160L42 161H44L45 160V158L46 157H48V156H50V152L51 151H53V152H55V153H57V154H59V153H61V154H64V153H66V151H67V149H64L63 147H61V145H60V147L61 148H63L61 151H60V149H59V147H56L57 148V151H55L54 149H56L54 146H52L51 144H50V139L48 138L49 136H48V132H47V125L46 124H44L43 123V114H40V113H44V111H43V109L42 108H40V104H39V102L38 101H36V100H34L33 99V95H32V93H30L29 94ZM107 97L108 96H106V97H104V100L106 101V99H107ZM102 98L103 97H101V99H99V101L101 100V102H103L102 101ZM110 100V101H109ZM5 101V100H4ZM105 101H104V103H102L103 105H101V108H100V106L98 107V110H99V112H111V110H110V105L111 104H109V103H111V99L109 98V99H107V103L109 104V105H107V103H105ZM88 102H90V101H86V103H88ZM101 102H99V103H101ZM85 102L84 103H82V104H84V106H87V104H86ZM95 103H96V101H95ZM4 104H6V102H4ZM104 104H106V106L104 105ZM77 105H79V103H77L76 101H75V105H72L71 107H70V109L72 110H69V111H71V113H73V111L75 110V109H77V111H75V112H78V110H81V108L82 109H85V110H81V118L84 116L85 118H86V122H89V121H91V122H93V124L95 125V127H99V128H102L101 126V124H105V122H110V124H111V116H107V115H100V113L99 114H94V115H92V117L94 116L95 118L93 119H88V117H90L89 115H88V113H86L87 112V108L89 109V107L87 106L86 108L84 107V106H82V105H79V106H77ZM102 106H103V108H102ZM109 108H108V107ZM76 107V108H75ZM78 107H79V109H78ZM113 107V106H112ZM105 108V109H104ZM107 108L110 110H107ZM83 111V112H82ZM85 111V112H84ZM89 112V111H88ZM79 113V112H78ZM86 113V114H85ZM93 114V113H92ZM74 116V119L72 118ZM70 117H71V119H70ZM78 117H80V114L79 115H75L74 113L73 114H70V112L68 113V115H67V121H68V118H69V123H71V122H73V124H69L68 126L69 127H67V129L65 128V129H59L60 130V132H62V130H64L63 131V134L65 133V131L66 132H70V129H74V128H76L77 130H80V126H79V124L76 122V120H75V118H78ZM99 118V120H98V118ZM101 118H104L105 119V121L103 120V123H101L100 122V120H101ZM84 119V118H83ZM98 121H97V120ZM107 124H109V123H106V125ZM72 125V128L70 127ZM70 128V129H69ZM72 129V131H77L76 129H74L73 130ZM62 134V135H63ZM127 139H129L130 140V138L127 136ZM135 139V138H134ZM128 140V141H129ZM136 141H137V143L139 144V141L137 140V139H135ZM32 142H35V144H36V147H31V145H32ZM136 144V143H135ZM63 146V145H62ZM53 147H54V149H53ZM77 147H75V149H76ZM52 149V150H51ZM73 149V148H72ZM71 148H69V150L70 151H72L73 153L74 152H76L77 150H75V151H73ZM133 149H136L137 150V144H136V146H135V148H133ZM58 150L60 151V152H58ZM65 152H64V151ZM2 151V149L0 148V152ZM12 151V150H11ZM34 152L36 153L35 155H34ZM64 152V153H63ZM72 152H71V154H70V152H68L69 153V155H72V156H68V154H64V155H67L68 157H71V158H74V159H76L77 157H78V153L76 152V153H74V154H77V155H74V154H72ZM136 153V152H135ZM80 154V153H79ZM48 155V156H47ZM74 155V156H73ZM77 156V157H76ZM67 157V158H68ZM76 157V158H75ZM81 156H79L78 157V159L80 158ZM82 159L81 160H83V158L84 157H81ZM73 159V161H75V163L74 162H72V164L70 163L69 165H75L74 167H72V168H82V169H84V170H86V171H99V172H108L109 170H111L112 169V167L114 166V165H111V163L110 162H106L104 165H96L95 163H92V161H90L89 160V162H91V164L90 163H84V164H79V165H77L78 164V161H80V160H74ZM61 160H63V161H61ZM61 160L59 159V162L61 163V162H63V163H65V164H67V163H69L70 161H72V159H68V161H67V159H63V158H61ZM86 161H88V159H85ZM65 161V162H64ZM67 162V163H66ZM46 166H50V165H46ZM117 166H119V165H115V167L113 168V169H118V167ZM121 167V166H120ZM150 171V170H149ZM95 177H97V179H95V180H97L99 183H100V185H102L103 187H106V188H108V184L109 183H111L110 181L111 180H107L108 178H99L97 175L95 176ZM18 182V185H19V187L21 188V189H23V188H25V187H27L26 185H27V183L28 182H30V179H29V177L28 178H26V179H20V180H18L17 181ZM29 185V184H28Z\"/></svg>","mask_w":264,"mask_h":264}]
</instances>
